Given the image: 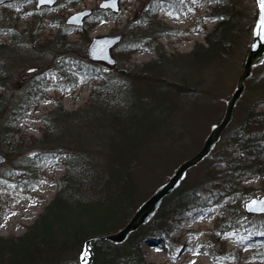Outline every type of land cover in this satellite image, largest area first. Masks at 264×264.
<instances>
[{
	"label": "rangeland",
	"instance_id": "rangeland-1",
	"mask_svg": "<svg viewBox=\"0 0 264 264\" xmlns=\"http://www.w3.org/2000/svg\"><path fill=\"white\" fill-rule=\"evenodd\" d=\"M100 1L58 0L45 9L37 8L36 0L0 5L4 20L0 42L8 40L12 30L19 37L16 50L0 52V69H9L11 77L6 88L0 87V104L18 102L33 80L46 83L42 88L45 95L36 109L28 111L20 121L22 143L11 142L12 131L4 133L0 126V235H19L37 218L59 189L66 154L72 152L87 153L93 161H99L100 168H104L109 157L131 164L126 171L131 187L127 190L134 209L114 230L124 225L178 164L202 147L211 125L223 116L225 100L243 68L258 14L256 0H121L118 12L105 11L95 20L93 17L102 14ZM217 4L237 8L236 29L215 56L191 64L192 58L186 54L196 44H205L206 35L221 19L222 14L214 8ZM83 8L94 10L83 31L66 26L65 19ZM145 16L150 18L148 23L140 24ZM154 20L160 27H149ZM115 33L124 36L112 50L117 62H90L86 54L90 39ZM157 47L165 53L162 60ZM128 58L145 67L150 75L139 79L132 73H121L129 65ZM97 66L112 71V105L101 94L97 95V103L90 102L93 85L99 81L91 73ZM30 67L36 69L28 71ZM246 86L222 141L245 120L248 107L257 99L253 94L245 96L248 82ZM58 100L72 112L58 120V140L40 147L45 149L30 146L26 140L31 138V143H36L43 132L42 115L53 111ZM90 103V108H86ZM258 107L262 109L264 104ZM109 110L122 116L131 113L137 117L134 111L147 113L149 128L134 143L112 147L111 151L107 133L100 125L107 121ZM224 146L225 143L220 147L217 144L215 149L222 150ZM226 147L225 152L238 155L234 144ZM38 151H43L45 157L36 162L27 160ZM260 158L264 162V152ZM199 165L188 170L186 180L193 176L199 181L205 178L207 168ZM228 165L226 161L217 168ZM26 168L29 171L24 172L22 169ZM240 187L246 188L221 203L184 210L169 235L161 233L141 240L145 259L154 264H264V230L233 226L223 229L217 222L226 204L243 206L250 198L264 195V176L247 177ZM76 254L84 255V251L68 256L73 259ZM68 256L60 259L66 257L64 260L70 261ZM81 261H85V256Z\"/></svg>",
	"mask_w": 264,
	"mask_h": 264
},
{
	"label": "trees",
	"instance_id": "trees-1",
	"mask_svg": "<svg viewBox=\"0 0 264 264\" xmlns=\"http://www.w3.org/2000/svg\"><path fill=\"white\" fill-rule=\"evenodd\" d=\"M214 8L222 14L219 15L221 19L206 35V43L196 44L186 54L192 58L191 64L215 56L224 48L225 40L232 36L236 29L237 8L218 4ZM101 12L102 14L96 18L93 14L88 17L78 30L83 31L92 17L95 20L102 17L104 11ZM144 18L140 24L145 21L148 23L150 18L146 16ZM155 21H152L149 27H160ZM3 25L4 20L0 17V31ZM10 35L8 40L0 42V52L4 54L18 48L17 32L12 30ZM157 52L162 60L165 54L163 49L157 47ZM128 60L129 58L126 63L129 65L122 68L121 73H132L139 79H146L144 77L150 75L145 67L137 66ZM8 72L9 69H0V87L6 88V84L10 82L11 77ZM91 73L99 81L93 85L90 102L97 103V95L101 94L100 97L106 99L109 104L112 101L110 100L112 71L97 66ZM45 85L44 82L39 83L33 80L27 87V92L23 93L20 100H17L18 102L11 105L0 104V126L4 127L1 131L4 133L12 131L11 142L14 140L23 142V133L19 128L20 121L28 111L36 109L38 101L45 95L42 89ZM251 94L257 96V99L248 107L245 120L229 135L224 136L226 141H222L223 139L219 141V147L225 143L222 150L214 149L211 155L199 165L207 168L205 178L199 181L196 176L188 180L186 177L182 184L165 198L155 217L134 231L125 242L113 243L104 238L94 240L92 242L93 264H154L145 259L141 240L161 233L169 235L173 224L180 221L179 216L184 210L221 203L226 197L246 188H241L240 185L247 177L264 176V162L260 158L264 152V107L262 109L258 107L264 104V64L257 67L248 80L245 96ZM4 96L7 97V95ZM91 104H88L86 108H90ZM77 112V110L74 111L75 114ZM135 113L137 117L131 113L122 116L116 110H109L106 116L107 121L100 122L107 133V144L111 145V151L112 147L134 143L137 138H141L144 129L149 128L146 127L149 125L146 120L147 113L142 115L134 111ZM70 114L72 112L65 110L62 101L58 100L56 108L41 117L43 132L40 138L35 140L36 143H31V138H28L26 143L34 148L45 149L40 147L49 146L48 143L57 141L60 136L58 120ZM122 140H124L123 143ZM228 143L238 148V155L235 157L225 152ZM28 148L29 145L26 150ZM54 148L57 149V147ZM59 150L62 148L60 147ZM43 153V151L35 152L33 156L27 157V160L33 159L35 162L41 160L45 157ZM78 154L80 153L66 154L64 160L66 165L59 189L25 231L19 235H0V264H80V255L76 254L71 259L68 254L82 250L88 238L113 231L132 213L134 206L129 201L131 198L127 188L130 187V181L126 173L131 164H121L117 158L112 161L109 157L104 163V168H100L99 161H93L92 156H87V153ZM226 161L228 166L223 169L217 168L218 164L226 163ZM22 170L29 171L28 168ZM239 205L240 203L226 204L219 214L221 218L219 217L218 224L223 225V229L233 226L241 230L254 228L258 232L263 231L264 214L248 213L243 206ZM63 256H68V260H71L65 261L66 257L61 260Z\"/></svg>",
	"mask_w": 264,
	"mask_h": 264
},
{
	"label": "water",
	"instance_id": "water-1",
	"mask_svg": "<svg viewBox=\"0 0 264 264\" xmlns=\"http://www.w3.org/2000/svg\"><path fill=\"white\" fill-rule=\"evenodd\" d=\"M7 1L9 0H0V4ZM56 1L57 0H45V2H41V0H37V7H40L43 4L53 5ZM256 1L258 5V14L253 27L252 41L246 54L243 68L237 77L236 86L230 97L225 100L226 108L223 116L218 122L211 125L210 132L204 139L202 147L193 155L179 163L168 178L159 184L155 190L136 207L133 214L123 226L101 236H93L85 241L83 248L84 255H81V257L85 256V261H82L81 264H92V259L94 257L92 245L93 240L104 238L113 243H122L128 239L132 232L150 221L157 213L164 198L172 193L185 179L188 170L198 165L209 156L218 141L221 139L223 131L233 119L234 109L238 101L246 90V81L253 75L254 69L258 65L264 63V25L261 24V21L264 20V8L260 7L259 0ZM100 7L118 11L119 0H102L100 2ZM90 13V8H84L71 13L66 19V22L74 25H82L85 16ZM122 37V33L93 37L87 47L89 58L93 60H103L109 64H113L115 58L112 56L111 48L120 42ZM28 70L32 71L33 68H29ZM253 202L257 203L249 208V205H252ZM259 202H264V195L261 197H252L245 202L244 207L249 212H264L260 210L261 208H264V204Z\"/></svg>",
	"mask_w": 264,
	"mask_h": 264
},
{
	"label": "snow or ice",
	"instance_id": "snow-or-ice-1",
	"mask_svg": "<svg viewBox=\"0 0 264 264\" xmlns=\"http://www.w3.org/2000/svg\"><path fill=\"white\" fill-rule=\"evenodd\" d=\"M41 2H45V0H41ZM259 3H260V7L261 8H264V0H259ZM261 24L264 25V20L261 21ZM257 203V202H253L252 205H249V208L253 207V205ZM259 203H262L264 204V202H259ZM261 211H264V208H261L260 209ZM261 235H264V233H261Z\"/></svg>",
	"mask_w": 264,
	"mask_h": 264
}]
</instances>
